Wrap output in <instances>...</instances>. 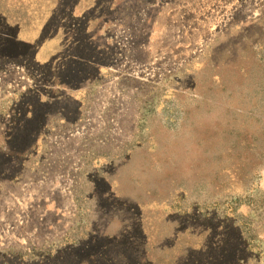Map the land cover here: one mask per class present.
Wrapping results in <instances>:
<instances>
[{
    "label": "rangeland",
    "instance_id": "1",
    "mask_svg": "<svg viewBox=\"0 0 264 264\" xmlns=\"http://www.w3.org/2000/svg\"><path fill=\"white\" fill-rule=\"evenodd\" d=\"M28 1L0 0V5L32 11ZM38 2L61 7L63 0ZM80 2L96 12L90 47L101 59V74L62 86L52 109L61 116L47 122L44 148L25 162V177L2 183L0 264H21L18 258H1L8 250L30 255L33 247L62 240L81 207L143 204L160 217L159 208L176 185L177 192L186 188L192 198L245 190L235 181L242 173L237 175L234 159L225 153L233 125H247L251 134L264 127V0ZM5 24L0 22V144L15 127L12 105L17 110L44 96L46 69L26 56L1 53L14 31ZM108 154L109 162L96 164L97 156ZM253 173L259 174L264 193V164L248 174ZM241 212L250 214L251 208L243 206ZM96 218L100 232H117L124 224L115 211ZM207 220L181 224L176 217L158 218L161 237L151 254L166 256L163 261L170 264L173 253L183 251L180 242L171 243L173 250L165 241L182 240L189 251V244L211 234L194 253L214 256V264H264L248 254L236 219ZM262 223L264 236V217ZM115 254L116 264H129Z\"/></svg>",
    "mask_w": 264,
    "mask_h": 264
},
{
    "label": "trees",
    "instance_id": "2",
    "mask_svg": "<svg viewBox=\"0 0 264 264\" xmlns=\"http://www.w3.org/2000/svg\"><path fill=\"white\" fill-rule=\"evenodd\" d=\"M28 2L33 8L32 11L27 7L21 12V8L0 5V22L6 23V29L14 30L10 31L11 36L7 45L2 47L1 53L10 57L26 56L33 66L45 67V76L42 78L45 82L44 96H38L36 102L22 104L17 110L15 104L12 105L14 108L12 112L16 115L15 127L8 130L6 143L0 144V187L4 181L14 182L25 177L27 174L25 162L33 153L44 148V131L47 122L52 119V115L61 116V112L52 109L54 100L63 95L62 86L77 85L74 83L79 81L96 80L101 74L100 70L97 71L101 59L90 47L94 43L91 28L96 20L93 16L96 14L95 11L91 12L90 9L85 8L80 0L76 2L63 0L61 7L53 2L45 7L40 6L38 0ZM70 6H74L75 11H70ZM5 43L6 41L3 44ZM254 66L258 68V65ZM84 98L83 95V100ZM249 128L242 123L233 125L234 135L225 153L226 157L234 159L232 168L237 175L239 172L242 173L235 181L243 184L244 191L227 192L214 197L210 195L205 198H192L186 188L177 192L176 185L167 194V204L159 208L160 217L157 216L158 212H153L156 209L143 204L135 208L121 206L115 210L107 209L106 206L97 209V205L95 210L81 207L76 225L59 242H54L43 249L33 247L30 255L11 249L2 253L1 258H18L21 264L29 261H36L37 264H116L114 255L117 253L128 260L129 264L149 262L167 264L163 261L166 256H159L156 259L151 254L156 248L154 240L161 237L159 229L155 226L158 218L176 217L181 224L182 221H197L201 218L208 219L209 224L213 221V217H221L226 221L233 219L238 221L239 228L244 234L243 241L247 246L248 254L263 263L264 236L261 228L264 217V193L259 189V174L248 173L255 169L257 171L264 164V127L255 130L253 134L250 133ZM137 145L138 141L130 143L127 150ZM102 156L96 157V164L102 162V159L110 161L111 155ZM236 164L238 166H235ZM249 164L253 166L250 169H248ZM243 206L250 207L251 213H242ZM112 211L123 216L122 229L117 232H100L99 224L95 221L96 216H100L102 220ZM211 232L212 230L209 229L204 234ZM210 236L207 238L206 235L202 239L193 241L189 244V251H184L182 240L165 241L173 250L175 248L171 243L180 242L181 246L178 249L183 251V253L174 252L176 256L170 264H214V256L205 257L204 254L194 253L201 250V241L208 243ZM223 241L220 240L217 245L222 246ZM161 248V245L157 246L158 250ZM224 249L226 252L229 250L228 247ZM136 252L140 254L135 256ZM225 255L220 256L219 259H224ZM3 264L8 263L5 261Z\"/></svg>",
    "mask_w": 264,
    "mask_h": 264
}]
</instances>
